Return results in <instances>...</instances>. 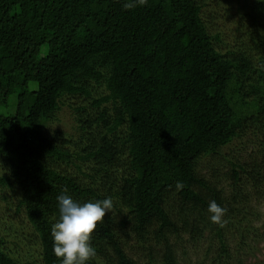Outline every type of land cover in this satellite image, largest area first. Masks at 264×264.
Returning a JSON list of instances; mask_svg holds the SVG:
<instances>
[{"label": "trees", "instance_id": "16d2710c", "mask_svg": "<svg viewBox=\"0 0 264 264\" xmlns=\"http://www.w3.org/2000/svg\"><path fill=\"white\" fill-rule=\"evenodd\" d=\"M129 2L0 0V200L35 234L0 264H59L64 190L113 201L88 264H264V0Z\"/></svg>", "mask_w": 264, "mask_h": 264}, {"label": "clouds", "instance_id": "9594fccd", "mask_svg": "<svg viewBox=\"0 0 264 264\" xmlns=\"http://www.w3.org/2000/svg\"><path fill=\"white\" fill-rule=\"evenodd\" d=\"M144 3L146 0H134V3H125L124 7L131 8L135 4ZM175 188L180 190L183 184L177 181ZM56 199L59 218L51 229L53 253L59 258V264H88L96 254L90 242L91 233L98 222L104 221L105 213L111 212L114 206L112 198L79 202L64 190ZM207 211L211 222L222 224V216L226 211L222 206L211 200L207 205Z\"/></svg>", "mask_w": 264, "mask_h": 264}, {"label": "rangeland", "instance_id": "374dc122", "mask_svg": "<svg viewBox=\"0 0 264 264\" xmlns=\"http://www.w3.org/2000/svg\"><path fill=\"white\" fill-rule=\"evenodd\" d=\"M2 101V98L0 97V102ZM57 119L53 120L51 123H47V128L50 130L55 129H63L66 131L71 132L72 131V125H73V118L72 113L69 107L62 106L61 109L56 114ZM12 191L9 188H6V190H3V194L5 193L7 196V203L4 200H0V231L6 230L9 228L13 229H20L24 231V233L28 232V235L34 236V232L28 223L25 215L23 213H19L16 211V198L11 193ZM8 245L9 247L15 252V254H22L21 256L26 257V260L31 259L33 260V264H42L40 258L37 256V248L36 245L34 249H31V254H27V248L23 245L22 242L15 244L13 241V238H8ZM131 241V240H130ZM133 242V240L131 241ZM36 248V250H35ZM35 253V254H34ZM133 253V252H132ZM246 262H254L258 259L264 260V244L260 243L258 245V248L253 251L252 253H247Z\"/></svg>", "mask_w": 264, "mask_h": 264}]
</instances>
